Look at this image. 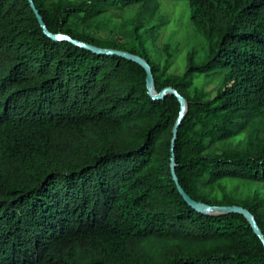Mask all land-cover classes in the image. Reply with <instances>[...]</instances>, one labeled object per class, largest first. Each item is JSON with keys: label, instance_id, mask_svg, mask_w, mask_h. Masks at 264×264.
<instances>
[{"label": "trees", "instance_id": "trees-1", "mask_svg": "<svg viewBox=\"0 0 264 264\" xmlns=\"http://www.w3.org/2000/svg\"><path fill=\"white\" fill-rule=\"evenodd\" d=\"M33 3V8L30 5ZM183 1L204 41L180 73L151 45ZM137 7L116 29L105 17ZM264 0H0V264H264ZM158 55V54H156ZM212 85V89H209Z\"/></svg>", "mask_w": 264, "mask_h": 264}, {"label": "rangeland", "instance_id": "rangeland-1", "mask_svg": "<svg viewBox=\"0 0 264 264\" xmlns=\"http://www.w3.org/2000/svg\"><path fill=\"white\" fill-rule=\"evenodd\" d=\"M159 5L155 14L164 18L167 23L160 28L151 45V51L155 57L160 56L163 59L162 47L168 45L171 49L176 50L171 70L180 73L188 51L192 48L201 50L204 48V41L194 34L189 25V10L183 1H164ZM136 8L115 9L112 15L105 18L111 21V24L117 29L122 20H128L135 14ZM208 88L212 89V85H209Z\"/></svg>", "mask_w": 264, "mask_h": 264}, {"label": "water", "instance_id": "water-1", "mask_svg": "<svg viewBox=\"0 0 264 264\" xmlns=\"http://www.w3.org/2000/svg\"><path fill=\"white\" fill-rule=\"evenodd\" d=\"M30 5L33 8V3L30 1ZM36 18L38 20V23L41 27V29L43 30V33L45 35H47L48 37L54 39V40H60V41H67L77 47L80 48H84L87 50H90L94 53L97 54H103V55H115L117 57L129 60L133 63L138 64L146 73V88L148 91V94L152 97V99L155 100H160L162 99L164 96H166L167 94L173 95L174 97H176V99L178 100V103L180 105V111L178 114V118L173 126L172 129V139H171V158H170V171H171V175L173 178V181L177 187L178 192L180 193V195L182 196L183 200L193 209H195L198 212L201 213H236L239 215H242L245 217V219L248 221L251 229L253 230L254 234L260 239V241L263 243L264 245V238L261 234V231L258 228L257 223L255 222L253 216L244 208L236 206V205H232V206H209L206 204H203L201 202H196L194 200H192L190 197H188L186 195V193H184L183 189L180 187V185L178 184V180L177 177L175 175L174 172V159H173V144L176 138V133L178 130V127L180 125V123L182 122L184 115L186 113V109H187V104L185 99L173 88H165L163 89L161 92L156 93L155 89H154V81H153V75L151 72V69L149 67V65L146 63V61L142 58H140L137 55L128 53V52H124V51H118V50H112V49H102V48H98L92 45H88L82 42H79L77 40H72L70 39L68 36H64L61 34H55L52 35L50 33H48L47 29L45 28L41 17L37 14V12H35Z\"/></svg>", "mask_w": 264, "mask_h": 264}]
</instances>
